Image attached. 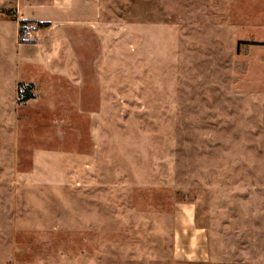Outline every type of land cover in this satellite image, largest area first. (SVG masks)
I'll use <instances>...</instances> for the list:
<instances>
[{
	"label": "rangeland",
	"instance_id": "rangeland-1",
	"mask_svg": "<svg viewBox=\"0 0 264 264\" xmlns=\"http://www.w3.org/2000/svg\"><path fill=\"white\" fill-rule=\"evenodd\" d=\"M0 264H264V0H0Z\"/></svg>",
	"mask_w": 264,
	"mask_h": 264
},
{
	"label": "crops",
	"instance_id": "crops-1",
	"mask_svg": "<svg viewBox=\"0 0 264 264\" xmlns=\"http://www.w3.org/2000/svg\"><path fill=\"white\" fill-rule=\"evenodd\" d=\"M183 206H185V207H181L182 213L178 218L179 224L182 226L186 225L188 229H191L193 226L196 227V225H194V223H195V221H194V206L189 205V204L188 205L183 204ZM192 219H193V221H192ZM182 226H181V228H183ZM183 229H185V228H183ZM195 236L197 238H201V237L204 238L206 235H204L202 230L201 231L198 230L197 233L195 234ZM192 243L197 244L195 240H191L190 244H192Z\"/></svg>",
	"mask_w": 264,
	"mask_h": 264
}]
</instances>
